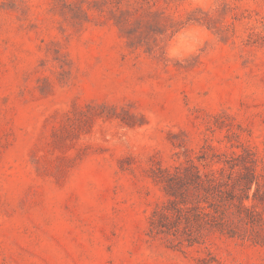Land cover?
<instances>
[{"label": "rangeland", "instance_id": "obj_1", "mask_svg": "<svg viewBox=\"0 0 264 264\" xmlns=\"http://www.w3.org/2000/svg\"><path fill=\"white\" fill-rule=\"evenodd\" d=\"M0 264H264V0H0Z\"/></svg>", "mask_w": 264, "mask_h": 264}]
</instances>
